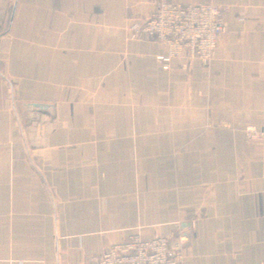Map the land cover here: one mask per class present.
I'll use <instances>...</instances> for the list:
<instances>
[{"label":"crops","instance_id":"0c3cea01","mask_svg":"<svg viewBox=\"0 0 264 264\" xmlns=\"http://www.w3.org/2000/svg\"><path fill=\"white\" fill-rule=\"evenodd\" d=\"M227 6L209 67L163 70L128 10ZM264 0H0V264H97L130 235L264 264Z\"/></svg>","mask_w":264,"mask_h":264},{"label":"built area","instance_id":"2783aa9c","mask_svg":"<svg viewBox=\"0 0 264 264\" xmlns=\"http://www.w3.org/2000/svg\"><path fill=\"white\" fill-rule=\"evenodd\" d=\"M228 10L227 6L207 2L188 5L157 2L148 17L134 21L136 11L131 8L127 19L132 23L131 38H153L163 51L157 62L163 70L170 71L175 63L188 65L198 61L209 67L214 62L217 39L229 35L222 22V15ZM244 135L249 142H264V134L255 129H246ZM192 229L190 222L180 231L177 253L171 251L166 238L143 241L130 235L124 242L106 249L97 264H181Z\"/></svg>","mask_w":264,"mask_h":264}]
</instances>
